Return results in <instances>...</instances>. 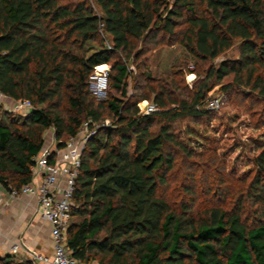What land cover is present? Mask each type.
<instances>
[{
  "label": "trees",
  "instance_id": "1",
  "mask_svg": "<svg viewBox=\"0 0 264 264\" xmlns=\"http://www.w3.org/2000/svg\"><path fill=\"white\" fill-rule=\"evenodd\" d=\"M92 1L99 17L90 0H0V96L32 106L22 118L0 108V186L31 183L47 131L62 149L84 123L108 120L87 142L75 184L67 248L78 264H264V153L246 191L232 195L221 175L195 177L215 153L188 163L172 131L206 115L217 86L264 101V0ZM235 43L236 59L194 72L192 92L179 72L153 77L144 59L166 44L212 63ZM95 67L108 72L104 101L89 92ZM145 102L158 112L143 115ZM174 175L179 202L170 203L161 191ZM0 264L31 263L6 255Z\"/></svg>",
  "mask_w": 264,
  "mask_h": 264
},
{
  "label": "rangeland",
  "instance_id": "2",
  "mask_svg": "<svg viewBox=\"0 0 264 264\" xmlns=\"http://www.w3.org/2000/svg\"><path fill=\"white\" fill-rule=\"evenodd\" d=\"M237 57L238 43H235L231 50L222 54L214 62L206 64L194 61L179 45L172 47L161 44L157 47L150 45L144 59H147L153 77L164 79L173 72H179L181 77L178 79L182 81L181 86L188 92H192L197 86L195 71H206L211 65L218 67L221 62L234 60ZM128 70L135 74V68L131 64H128ZM230 81V77L226 78L223 84L230 83ZM216 96L224 99L218 112L208 111L200 118L178 121L172 125V131L192 154L188 163L197 165L196 163L201 161L199 160L200 155L205 157L209 153H215L217 159L215 165L207 164L208 162L204 160L205 162L199 165L200 167L204 166L202 167L204 171L199 170L195 177L200 178L201 181L203 176L215 178L221 175L227 189L232 191L233 195L239 191L242 192V190L246 191L257 173L256 160L264 153V101L252 93L237 89L224 93L220 86H217L208 95V97ZM7 101V98L0 96L1 111L9 114L10 109L12 110L18 105H14L13 103L16 102L13 101L11 102L13 105L10 104V106ZM16 116L22 118V116ZM44 137L46 144L43 150H51L53 147L48 148V142L49 138L54 137L53 131H47ZM222 165L223 169L220 168ZM180 178V175L169 178L166 190L161 191L170 203L179 202L176 188L179 186ZM21 199L20 197L17 200ZM247 211L246 213L249 215V208ZM36 220L38 224L36 236L44 243L43 241L49 239L48 231L40 217ZM26 237L28 239L29 235ZM16 259H20V257L18 256Z\"/></svg>",
  "mask_w": 264,
  "mask_h": 264
},
{
  "label": "built area",
  "instance_id": "3",
  "mask_svg": "<svg viewBox=\"0 0 264 264\" xmlns=\"http://www.w3.org/2000/svg\"><path fill=\"white\" fill-rule=\"evenodd\" d=\"M90 3L97 17L100 16L93 1ZM102 27V23L100 24ZM104 37V36H103ZM105 48L112 50L111 44L104 39ZM90 95L97 101H104L108 96V72L105 69L95 67L89 77ZM224 103L220 96L209 97L206 110L218 112ZM18 105L10 113L25 117L32 109L28 101H18ZM140 106L143 115L158 112L156 105L144 103ZM15 109V110H14ZM108 128L109 122L90 127V122L82 125L75 137L69 138L62 149L42 150L34 159L31 169V183L19 190L12 189L8 194L11 199L28 197L35 200L36 214L49 226V239L51 252H37L32 250L23 241L14 242L9 246L8 254L20 257L31 264H78L71 257L67 248V230L70 222V211L74 208L73 194L76 180L79 176L81 156L87 142L95 135L98 129ZM36 180V181H35ZM1 243V241H0Z\"/></svg>",
  "mask_w": 264,
  "mask_h": 264
},
{
  "label": "crops",
  "instance_id": "4",
  "mask_svg": "<svg viewBox=\"0 0 264 264\" xmlns=\"http://www.w3.org/2000/svg\"><path fill=\"white\" fill-rule=\"evenodd\" d=\"M7 100L9 105L13 102L9 99ZM50 147L56 149L54 137L52 139L49 138L48 148ZM21 198V200H17L18 198L16 200L11 199L8 192L0 186V256H6L9 246L18 240L23 241L34 251L50 253V239L42 243V240L36 236L38 226L36 219H39V217L36 214L35 200L28 197ZM43 223L49 235V226L47 223ZM28 235L27 239L26 236Z\"/></svg>",
  "mask_w": 264,
  "mask_h": 264
}]
</instances>
